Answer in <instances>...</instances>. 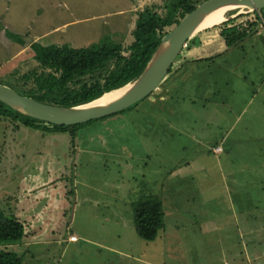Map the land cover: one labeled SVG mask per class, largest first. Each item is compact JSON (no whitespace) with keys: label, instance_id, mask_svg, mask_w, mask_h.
I'll return each mask as SVG.
<instances>
[{"label":"rangeland","instance_id":"374dc122","mask_svg":"<svg viewBox=\"0 0 264 264\" xmlns=\"http://www.w3.org/2000/svg\"><path fill=\"white\" fill-rule=\"evenodd\" d=\"M160 2L0 0V81L32 70L34 41L126 43L137 11ZM231 19L248 25L253 15L224 22ZM217 26L196 34L205 41L200 55H216L201 65V86L191 77L184 83L191 70H180L132 109L78 128L75 153L69 133L12 131L0 121V207L27 230L5 248L23 264H248V239L264 237V24L229 48L214 37ZM194 44L177 66L195 56ZM238 136L248 140L237 146ZM141 194L164 205L165 228L152 242L133 226Z\"/></svg>","mask_w":264,"mask_h":264},{"label":"trees","instance_id":"16d2710c","mask_svg":"<svg viewBox=\"0 0 264 264\" xmlns=\"http://www.w3.org/2000/svg\"><path fill=\"white\" fill-rule=\"evenodd\" d=\"M204 1L161 0L160 3L143 6L136 13L135 25L126 43L116 42L109 36H104L99 41L81 48H74L68 44L44 45L34 41L29 45L32 51V70L25 72L14 70L3 78H8L9 83L0 81V84L13 88L23 96L55 106L72 107L94 101L106 93L119 90L134 82L146 68L163 37ZM236 12L238 10H230L227 16ZM250 14L253 15V20L247 21L248 25H242L231 19L216 27L228 48L238 45L251 33L253 27L257 28L259 24H264V9ZM249 27L251 30L248 29ZM6 35L22 46L26 44L20 35L8 31ZM197 36L189 39L183 50L190 47ZM215 57L216 55L200 58L194 62L212 61ZM181 63L177 66L176 61L174 62L159 88L175 82L180 77V72L185 66ZM180 89L182 87L178 85L174 94ZM0 121H7L12 131L32 128L43 132L69 133L70 154L75 153L76 131L84 125L59 126L46 123L24 115L1 101ZM132 211L136 235L146 242L155 241L158 233L165 228L162 201L151 195L141 194L133 203ZM26 231L24 222L6 214L0 207V245H5L0 249V264H23V255L5 247L22 243L26 238Z\"/></svg>","mask_w":264,"mask_h":264},{"label":"water","instance_id":"95a60500","mask_svg":"<svg viewBox=\"0 0 264 264\" xmlns=\"http://www.w3.org/2000/svg\"><path fill=\"white\" fill-rule=\"evenodd\" d=\"M222 8L238 10L240 14L259 11L264 9V0H205L163 37L142 74L125 89L121 88L124 91L117 100L105 106H89L96 100L72 107L50 105L23 96L4 84H0V101L31 118L59 126L85 124L127 110L159 89L187 41L206 30L201 29L202 23Z\"/></svg>","mask_w":264,"mask_h":264},{"label":"crops","instance_id":"0c3cea01","mask_svg":"<svg viewBox=\"0 0 264 264\" xmlns=\"http://www.w3.org/2000/svg\"><path fill=\"white\" fill-rule=\"evenodd\" d=\"M132 1V0H131ZM215 34H217V35H215L214 37H219V38H222L220 35H219V31L217 30L216 31V33ZM197 36V35H196ZM205 41L201 38V37H198L197 39H196V41H195V44H194V50H193V54L195 55V56H193L192 58H188V59H184L183 60V66H184V70L185 69H187L188 71H190V74L187 76V78H186V80L184 81V83L186 82V81H188L189 79H190V77L192 78V80L194 81L193 82V86H195L196 85V89H197V87H198V85H202V83H203V81L202 80H200V79H198L197 78V74H199L204 68L203 67H201V65L203 66V64L200 62V63H197V62H194V60H196V59H200V58H208V57H212L213 56V54H210V55H207V56H201L200 54H201V52L198 50V48H199V46H201V45H203V43H204ZM192 45H193V43H192ZM192 45L189 47V48H191L192 47ZM226 45V44H225ZM188 48V49H189ZM187 49V50H188ZM206 55V54H205ZM186 60V61H185ZM181 63V64H182ZM203 63H205V62H203ZM211 80H214V82H212V81H209V82H207V80H204V83H205V88H206V92H207V94H209V95H212V94H214L213 92H212V89H213V86L211 87V89H208L209 87H208V85H212L213 83H215V79H211ZM192 82V81H191ZM195 84V85H194ZM208 84V85H207ZM238 119H240V118H238ZM246 140H248V139H244V140H242L241 138H240V136H238L236 139H234L233 140V143L235 144V145H239V144H241V142H243V141H246ZM249 140H251V138L249 139ZM243 143H245V142H243ZM239 179H237L236 181H238ZM238 203H241V201L239 200L238 201ZM250 233V232H249ZM71 237H75L73 234H71L70 235V238ZM76 238V237H75ZM239 239H241V238H239ZM259 239L260 240H258V238H249L248 239V241L249 242H251L252 244H249L248 246L249 247H247V248H249V250H248V264H257V259H258V256H260V255H262V253L261 252H259V250H258V248L257 247H259L258 245H264V237L263 238H260L259 237ZM78 239H75V241H72L71 239L69 240L68 239V241H70V242H76ZM256 259V260H255ZM259 262V261H258Z\"/></svg>","mask_w":264,"mask_h":264},{"label":"bare ground","instance_id":"6f19581e","mask_svg":"<svg viewBox=\"0 0 264 264\" xmlns=\"http://www.w3.org/2000/svg\"><path fill=\"white\" fill-rule=\"evenodd\" d=\"M228 9H230V8H222V9H219V10L213 12L202 23L201 29L213 28V27L223 23L227 17L226 14L230 11ZM124 89H119V90H115V91L106 93L102 97H100L99 99H96V101L91 103L89 106H91V107L105 106V105L117 100L123 94Z\"/></svg>","mask_w":264,"mask_h":264},{"label":"built area","instance_id":"2783aa9c","mask_svg":"<svg viewBox=\"0 0 264 264\" xmlns=\"http://www.w3.org/2000/svg\"><path fill=\"white\" fill-rule=\"evenodd\" d=\"M76 238L75 237H71V240H75Z\"/></svg>","mask_w":264,"mask_h":264}]
</instances>
